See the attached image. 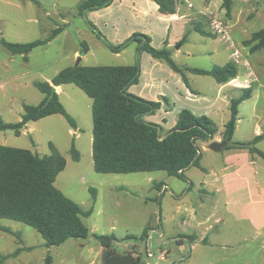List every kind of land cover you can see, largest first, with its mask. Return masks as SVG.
I'll list each match as a JSON object with an SVG mask.
<instances>
[{
    "label": "rangeland",
    "instance_id": "1",
    "mask_svg": "<svg viewBox=\"0 0 264 264\" xmlns=\"http://www.w3.org/2000/svg\"><path fill=\"white\" fill-rule=\"evenodd\" d=\"M81 1L38 0L39 5H36L30 0H0V41L19 44L46 41L57 28H62V32L51 42L33 50L28 61L24 56L13 55L0 45V118L5 123L20 122L25 104L41 103L45 96L35 83L51 82L64 69L75 67L79 59L82 60L80 65L84 67L135 63V54L136 57L139 55L136 52L139 44L134 42L120 56L111 52L103 39L93 32L88 18L78 15ZM188 1L197 11L209 7L221 13L222 0H213L210 6L205 4V0ZM241 2L242 0H234V15L238 16L236 19L229 20L225 15L220 16L228 21L231 39L243 58L248 61L257 77L264 76V49L252 53L253 45H246L254 33L264 29V0H245L243 6H240ZM184 7L186 9L187 4ZM235 22L237 25L232 26ZM170 37H173L172 33ZM190 39L193 46L202 53L191 59L182 55L178 61L183 64L210 70L215 63L229 60L232 49L224 40L199 35H193ZM108 41L119 46L126 40ZM82 43H86L91 50L84 60L80 55ZM77 52L79 55H76ZM143 65L145 66V62ZM238 70L239 82L231 87L242 90V93L247 89L253 92L251 98L239 107V121L233 142L249 143L258 129L264 133V81L256 87H244L241 83L244 72ZM197 78L201 88L204 87L209 92V98L213 97L214 94L209 91L213 78ZM231 87L227 89L231 90ZM58 94L66 111L73 118L75 127L63 116L54 115L29 123L20 136H16L14 131L0 132V145L28 149L40 156L51 154L50 144L58 149L67 165L58 175L55 186L82 210L92 211L90 217L83 218L90 237L85 240L70 239L60 246L48 248L35 229L3 219L0 220L2 255L12 254L20 245L16 236L2 231L1 228L21 234L23 245L34 248L15 259L7 260L5 264H46L49 255L52 264H101L102 247L95 236H114L116 241H113L112 249L121 256L136 246L142 264H264V230L258 228L262 218L257 204L252 202L251 192L246 191V184L233 180L230 183V197H226L223 192L211 199L215 204L213 209L216 215L210 222L214 230L208 235V244L192 246L186 243L183 249L176 243V236L183 230H173L168 222H164L162 226L159 224L162 198L157 196L153 184H168L162 206L164 220L181 205L180 201L191 200L194 204L195 200L206 198L200 193V183L206 180L205 173L195 167L189 170L185 179L169 177L165 172L128 175L97 173L92 154V100L75 85L62 86ZM227 118H230V108L221 105L218 113L212 115L211 119L221 131L222 123ZM73 145L79 153V162L73 160ZM256 147L264 152V142ZM221 154L206 151L205 163L209 164L212 156L216 158ZM252 158L256 159V164L251 168L257 169L260 182L264 181V161L258 156ZM188 181L194 184L191 191H188ZM90 188L94 190L96 199ZM198 212L201 214L200 210ZM145 230L147 238H143ZM183 233H196L199 236V232L191 230ZM162 253H168L167 260L161 259L164 257Z\"/></svg>",
    "mask_w": 264,
    "mask_h": 264
},
{
    "label": "trees",
    "instance_id": "2",
    "mask_svg": "<svg viewBox=\"0 0 264 264\" xmlns=\"http://www.w3.org/2000/svg\"><path fill=\"white\" fill-rule=\"evenodd\" d=\"M39 5L38 0H30ZM116 0H82L78 6V15L86 17L87 13L99 11ZM162 14L174 15L177 0H153ZM234 0H223L225 17L232 18ZM208 20V19H207ZM90 27L108 49L116 54L124 51L132 42L139 44V53L146 52L153 58L165 60L175 71L182 72L172 60L167 49L157 50L152 47L151 39L142 34H134L119 46H114L97 33L95 26ZM194 30L205 37H215L203 28ZM62 32L57 28L46 41L28 44L0 41L13 55L28 56L36 48L47 45ZM246 45H253L252 53L264 49V29L254 33ZM89 51L88 45L82 43L81 56ZM195 75L211 77L218 84H227L238 76V68L232 62L224 66H214L210 70L185 68ZM141 74L139 56L131 66H92L69 67L61 71L51 82H37L35 86L45 96L38 105L25 104L20 122L5 123L0 118V132L14 131L20 136L29 123H35L54 115L63 116L75 127L73 118L60 101L56 88L75 85L92 100L93 140L92 154L94 169L99 174H138L165 172L169 176L185 179L184 172L195 166L201 168L202 149L200 142H211L216 133V124L207 116H196L190 110H183L175 127L162 135V127L145 120L146 116L156 113L161 104L147 101L130 92L138 84ZM252 90H244L239 98L231 101V118L225 125L223 140L230 144L223 151L232 149L248 150L252 157L258 156L264 161V152L256 146L264 140V134L255 137L249 143L233 142L238 124L240 105L249 100ZM51 154L40 156L28 149L0 145V220H10L25 224L35 229L45 240L48 248L64 244L70 239L85 240L90 231L83 218L91 216L92 211H84L68 198L56 186V179L67 165L58 149L49 145ZM73 160L79 162L80 156L72 147ZM96 199L95 192L89 189ZM2 231L16 236L20 247L12 254L0 253V264L15 259L33 247H25L21 234L8 228ZM145 230L143 238H147ZM102 247L101 264H142L136 246L125 255H119L112 249L114 236H95ZM192 242L195 236H181ZM46 264H52L47 256Z\"/></svg>",
    "mask_w": 264,
    "mask_h": 264
},
{
    "label": "crops",
    "instance_id": "3",
    "mask_svg": "<svg viewBox=\"0 0 264 264\" xmlns=\"http://www.w3.org/2000/svg\"><path fill=\"white\" fill-rule=\"evenodd\" d=\"M187 1L188 0H177L176 12L174 15L162 14L159 6L153 0H116L108 7L99 11L89 12L86 15L88 21L94 24L97 33H100L108 40L122 42L123 40L127 41L134 34L148 36L151 39V45L155 49H167L170 52L172 60L182 69V72L175 71L165 60L153 58L146 52L139 53V46L136 48V52L139 53L141 74L138 84L133 85L130 88V92L147 101L161 104L159 110L153 115L146 116L145 120L161 126L163 136L175 127L183 110H190L196 116L205 115L211 119L212 115L218 113L220 106L225 105L230 108L231 118V101L242 95V90L231 87L234 82L230 81L227 84H218L213 79L209 91L214 94L215 97L212 95L213 97L209 98V92H206L204 87L201 88L199 83L200 80L197 78L205 76L195 75L190 71L185 70V68L193 67H189L181 61H178L181 59L182 55L191 59L197 56V54L202 53V51L193 46L190 39L193 35L204 37L197 33L194 28H203L207 32H210L208 20L205 16L207 13L206 9H209V7L197 11L195 10V6ZM212 3L213 0H205V4L208 6ZM222 3L223 0L220 7L221 13H218V11L215 10L219 15H225ZM245 3V0H242L240 6H243ZM184 4H187L186 9ZM235 17L238 16L234 15L233 7L232 18L236 19ZM234 25H237V22L232 26ZM171 33L173 34V37H170ZM133 43L134 42L130 43L127 48L132 47ZM127 48L117 55L120 56L122 53H125ZM90 52L91 50L89 48L88 53L83 55V60L88 54H90ZM76 55H79V53L77 52ZM211 56L215 57V55ZM135 58L137 61L138 57H136V54ZM143 62H145V66L143 65ZM230 62H232L231 55L229 56L228 61L224 63H215L214 66H224ZM258 77L260 82H262V80L264 81V76L261 75ZM228 87H231L232 89L229 90L227 89ZM60 90L61 87L56 88L57 93H59ZM230 118H227L226 121L222 123L221 131L217 129V133L211 142L199 143L202 149V159L200 161L201 168L199 169L203 171L206 176V180L200 183L202 186L200 193L206 198H202L200 201L195 200L194 204L191 200L180 201L181 205H178L176 209L163 220L162 206L168 192V188L165 189L168 187V184L164 182L153 184V188L157 191V196L162 198L161 212L158 217L159 224L162 226L164 222H168L173 230L182 229L183 232L185 230L199 232L198 236L196 233L187 235L179 231V235L176 236L178 237L176 243L177 246L183 249L185 248L186 243H189L192 246L208 244V235L214 230V227L210 222L216 215L215 210L213 209L214 203L211 199H215L218 194L223 192L226 197H230V187H232L230 183L233 180L246 184V191L251 192L252 202L257 204L260 211L259 214L262 218L258 228L264 230V181L260 182L257 169L254 170L251 168L255 167L256 159L252 158L248 150L232 149L225 152H222L223 150L216 152L222 153L221 156L216 158L212 156L209 159V164H206L204 160V154L206 155V151H212L209 149V146L213 142H222L225 125ZM263 134L264 133L258 129L255 137ZM262 142H264V140L257 145ZM190 169L184 172L185 177ZM229 171L232 172L228 174L227 172ZM188 184V191H191L194 188V184L192 181H188ZM233 193H236V191L233 190ZM254 195L256 196V199H254ZM155 198L157 199V197ZM195 205H197V207ZM199 210L201 211V214L198 212ZM180 236H195L196 240L192 242L188 238H180ZM132 249L133 247H131L130 251ZM167 254L161 259L167 260ZM192 259L193 258H189V260Z\"/></svg>",
    "mask_w": 264,
    "mask_h": 264
},
{
    "label": "built area",
    "instance_id": "4",
    "mask_svg": "<svg viewBox=\"0 0 264 264\" xmlns=\"http://www.w3.org/2000/svg\"><path fill=\"white\" fill-rule=\"evenodd\" d=\"M206 10H207V13L205 16L208 19V26H209L210 33L214 35L215 37H218L229 44L230 48L232 49V53H231L232 63L235 66H237L238 69H241L244 72L243 80L241 81L242 85L247 88H250L253 86L255 87L259 86L260 81L256 73L251 68L248 61H246L243 58L241 52L236 48V46L234 45L231 39L230 26L228 24V21L225 18L221 17L215 10H211V9H206ZM239 78L240 77L238 74L237 78L232 80V82L234 83L239 82ZM165 189H167V187ZM162 256L165 257L163 253H162Z\"/></svg>",
    "mask_w": 264,
    "mask_h": 264
},
{
    "label": "water",
    "instance_id": "5",
    "mask_svg": "<svg viewBox=\"0 0 264 264\" xmlns=\"http://www.w3.org/2000/svg\"><path fill=\"white\" fill-rule=\"evenodd\" d=\"M81 63V59H79V63L76 66H79ZM230 144V140L226 139L222 142H213L210 146L209 149L214 151V152H220L222 151L225 147H227Z\"/></svg>",
    "mask_w": 264,
    "mask_h": 264
}]
</instances>
